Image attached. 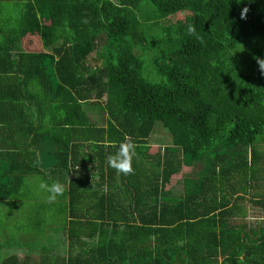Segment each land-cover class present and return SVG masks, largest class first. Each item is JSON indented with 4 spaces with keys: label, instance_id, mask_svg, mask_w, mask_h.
<instances>
[{
    "label": "trees",
    "instance_id": "trees-1",
    "mask_svg": "<svg viewBox=\"0 0 264 264\" xmlns=\"http://www.w3.org/2000/svg\"><path fill=\"white\" fill-rule=\"evenodd\" d=\"M257 58L264 0H0V264H264Z\"/></svg>",
    "mask_w": 264,
    "mask_h": 264
},
{
    "label": "clouds",
    "instance_id": "clouds-1",
    "mask_svg": "<svg viewBox=\"0 0 264 264\" xmlns=\"http://www.w3.org/2000/svg\"><path fill=\"white\" fill-rule=\"evenodd\" d=\"M246 11V9H245ZM243 18V15H242ZM194 28L189 26V33L194 32ZM257 70L264 76V58H257ZM106 147L115 146L111 141H105ZM137 145L129 137L125 136L124 140L119 142L116 151L107 155L106 160L109 167L115 169L119 174L125 176L134 174L133 159L136 157ZM40 190L46 192L48 202L52 203L57 200L59 196L64 195L66 189L59 181H53L51 184L46 181H41L39 184ZM65 197V196H64ZM66 198V197H65Z\"/></svg>",
    "mask_w": 264,
    "mask_h": 264
},
{
    "label": "rangeland",
    "instance_id": "rangeland-1",
    "mask_svg": "<svg viewBox=\"0 0 264 264\" xmlns=\"http://www.w3.org/2000/svg\"><path fill=\"white\" fill-rule=\"evenodd\" d=\"M177 18H180V16H177ZM21 45H22L21 47L25 51H27V52H34L36 50L39 51V49H40V44H39V42H38V40L36 38L33 39L31 37H26V38H24L21 41ZM166 136L167 135L164 134V132L161 129H158L157 134L156 135L154 134V136H152V138H151L152 144H151V147L149 149V153L150 154H154L156 152V150H157V146L156 145L158 144V141H160L162 139L167 140V137ZM34 160H35L36 163H40V162H49L50 163L51 162V152L50 151H47L45 149H42L41 150V153L39 152L34 157ZM2 165H4V162H2ZM2 167H3V169H6L4 166H2ZM41 181H46L47 183L51 184V182L53 181V179H48V178L47 179L46 178L38 179V178L33 177V176L29 177V179H28V182L32 185V187H34L35 189H37L36 190L37 192H42V194L45 195V197L47 198V195L48 194L46 192H43L39 188V184H40ZM59 197H61V196H59ZM63 197L64 196L62 195V198ZM62 202H63V200H62ZM64 205H68L67 200H65ZM1 209H3L2 206H0V210ZM44 230H46L47 232H49V231L59 230V229L58 228H53L52 229V228L48 227V228H44ZM58 240H60L62 246L66 245V238L63 235H61L58 238ZM20 254H23V253L20 252ZM32 256L35 259L37 258V254H32Z\"/></svg>",
    "mask_w": 264,
    "mask_h": 264
},
{
    "label": "crops",
    "instance_id": "crops-1",
    "mask_svg": "<svg viewBox=\"0 0 264 264\" xmlns=\"http://www.w3.org/2000/svg\"><path fill=\"white\" fill-rule=\"evenodd\" d=\"M4 203H5V200L3 201V203H2V205H4ZM1 205V206H2ZM2 208H3V206H2ZM16 249L15 248H13V251H15ZM22 253L23 254H27V251L25 250V249H22ZM34 254H36V253H34Z\"/></svg>",
    "mask_w": 264,
    "mask_h": 264
}]
</instances>
